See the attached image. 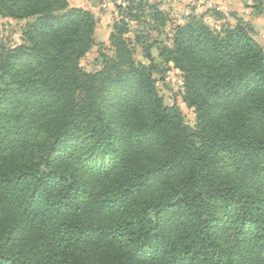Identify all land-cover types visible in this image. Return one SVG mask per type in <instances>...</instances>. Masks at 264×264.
<instances>
[{
	"label": "trees",
	"instance_id": "16d2710c",
	"mask_svg": "<svg viewBox=\"0 0 264 264\" xmlns=\"http://www.w3.org/2000/svg\"><path fill=\"white\" fill-rule=\"evenodd\" d=\"M125 10L142 30L114 21L112 54L89 72L93 13L0 0V17L26 20L21 43L0 42V264H264L255 29L192 15L167 44L158 4ZM153 47L182 72L193 126L159 94Z\"/></svg>",
	"mask_w": 264,
	"mask_h": 264
},
{
	"label": "rangeland",
	"instance_id": "374dc122",
	"mask_svg": "<svg viewBox=\"0 0 264 264\" xmlns=\"http://www.w3.org/2000/svg\"><path fill=\"white\" fill-rule=\"evenodd\" d=\"M70 6L81 7L93 13L96 20L94 45L80 59V66L89 72L101 68L99 50L111 55L109 34L112 31L114 21L124 18L129 24V32L126 34L134 38L137 31L142 30L139 21L134 17V12L129 13L127 7H134L138 0H67ZM158 4V8L165 13L168 19L162 28L158 38L170 44L173 29L182 24L192 15L197 16L212 29L220 30L226 24L233 25L238 18L250 23L255 29V39L264 49V0H146ZM122 7L123 9H119ZM26 20L0 17V42L6 46H14L22 42L21 30ZM154 35L157 34L154 32ZM153 60L157 63V69L153 73L156 88L165 104L176 103L181 109L184 120L190 126L195 124L193 107L188 106L182 100L184 91L182 72L172 63H164L158 56L155 47L151 50ZM137 60L147 63L141 49L137 47L135 54Z\"/></svg>",
	"mask_w": 264,
	"mask_h": 264
}]
</instances>
